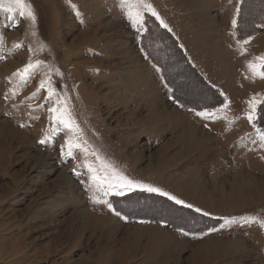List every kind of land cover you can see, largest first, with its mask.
Returning a JSON list of instances; mask_svg holds the SVG:
<instances>
[{
    "label": "rangeland",
    "instance_id": "obj_1",
    "mask_svg": "<svg viewBox=\"0 0 264 264\" xmlns=\"http://www.w3.org/2000/svg\"><path fill=\"white\" fill-rule=\"evenodd\" d=\"M213 1L144 0L139 19L125 0H28L35 20L0 8V264H264V78L238 104L250 130L226 134L201 108L220 99L158 18L192 22L212 80L250 95L214 52L220 25L193 24L216 18ZM263 6L245 2V30ZM65 102L77 128L49 111Z\"/></svg>",
    "mask_w": 264,
    "mask_h": 264
},
{
    "label": "crops",
    "instance_id": "obj_2",
    "mask_svg": "<svg viewBox=\"0 0 264 264\" xmlns=\"http://www.w3.org/2000/svg\"><path fill=\"white\" fill-rule=\"evenodd\" d=\"M214 1L213 5H215L216 8V18L214 19V16H209V14H204L203 17L199 15L197 17L199 22L195 21L193 24H199L200 28L203 27L206 29L208 28L210 21L215 20L220 25L219 30L221 33L218 31L216 35H214L218 37V41L213 45L216 49L214 52H218L220 54L222 47L226 49L232 63L234 64V71L237 72L235 74L236 77L234 78V84L241 88L250 84H255L252 87H257V90L252 91L250 95H233V91L223 89V85L212 80L214 77L213 68L211 69L208 67L209 62H206V60L201 57L197 51H195L193 44L190 42V39L193 41L191 35L188 34L189 31L194 30V27H191L192 22L188 24L189 28H185L186 26L177 27L175 24L169 25L167 19L161 17L160 15H158V18L162 27L167 29V31L176 40L178 46L185 54L189 64L201 76L207 86L215 92L217 99H220L219 103L217 102L211 106H202L201 108H204V110H211L212 114H219L218 117L221 118L220 123L223 125V128L227 130L226 134L230 135L231 133H235L236 135H239L243 129L247 128L246 130H250L252 125L249 123V116H246V119L242 114L243 112L238 110V104L241 103V106H243L242 104H248L253 100L255 103L261 98L258 88L259 84H257L260 78H253V74L248 68V62L253 61L255 57L264 55V25L258 32L241 37L238 34L237 29L243 0H219V2L216 3ZM200 19H203V21ZM219 34H223V41H220L221 38H219ZM203 36L205 37L206 35L203 34ZM220 42H223V44ZM227 103H231L232 107L235 106L236 109L234 110L231 108L232 110L230 109V111L222 110L226 107ZM201 108L195 107L193 109L200 110ZM216 109H220V111Z\"/></svg>",
    "mask_w": 264,
    "mask_h": 264
},
{
    "label": "snow or ice",
    "instance_id": "obj_3",
    "mask_svg": "<svg viewBox=\"0 0 264 264\" xmlns=\"http://www.w3.org/2000/svg\"><path fill=\"white\" fill-rule=\"evenodd\" d=\"M125 2L128 4L130 8H132L135 11L137 18L139 19L140 12L138 9L142 4H144V0H125ZM146 6L154 12V9H151V5H146ZM0 8H3L9 12L19 11V14L21 16L30 17L32 20L36 19L32 5L30 4V2H28V0H7V2L6 0H0ZM41 63L43 62L36 61L35 64H32V63L27 64L23 69L22 75L28 74L30 70L34 69ZM248 68L252 72L253 78H264V55L260 57H255L253 61H249ZM40 87L41 88L45 87V81H41ZM48 93H49V96L51 97L55 93V90L51 86H49ZM57 103L58 105L60 104L59 101ZM249 103L254 105V100L250 101ZM49 111L54 114L53 119L58 124H62L64 127L68 129H73V128L78 127V125L75 124L73 118L71 117V113L69 109L67 108L66 102L64 103L62 107H53L49 109ZM201 114L204 115V113H201ZM249 119L250 120L253 119V116L251 115V113L249 114ZM68 147L69 149L73 147L81 148L82 145L80 143H73L71 140H69ZM84 150L87 151V149H84ZM88 166L89 168H91V165H88ZM93 172H95V169H93ZM93 178L95 180L102 181L104 183H110L109 181L102 180V178L98 175H94ZM117 182L121 188L126 187L128 189H131L134 186H139V185H135L133 181L127 179L126 177H118ZM144 187H148L149 191H159V189L152 188L150 186H144ZM164 194L168 195V193H164ZM173 199H175V197H173ZM178 202L183 203V201H178ZM259 223L261 224V226H264V220H260Z\"/></svg>",
    "mask_w": 264,
    "mask_h": 264
},
{
    "label": "trees",
    "instance_id": "obj_4",
    "mask_svg": "<svg viewBox=\"0 0 264 264\" xmlns=\"http://www.w3.org/2000/svg\"><path fill=\"white\" fill-rule=\"evenodd\" d=\"M247 0H243V3H242V5H241V10H240V16H239V22H238V29H237V31H238V34L242 37V36H248V35H251V34H254V33H256V32H258L259 30H260V25L259 24H262L263 22H264V6H263V9H262V12L260 11V13H261V15H260V17H256L255 18V20H253V22H252V25H251V27H250V29H247V30H245L244 29V24H243V22L241 21V12H242V8L244 7V4H245V2H246ZM259 23V24H258ZM164 33H165V30L164 29H162V28H160ZM167 31V30H166ZM168 32V31H167ZM169 33V32H168ZM170 34V33H169ZM171 35V34H170ZM172 36V35H171ZM173 38V37H172ZM173 41L175 42V45H176V47H177V52L179 53V55H181L182 57H184L185 56V54L183 53V51L180 49V47L178 46V43L176 42V40L173 38ZM184 62H186L187 63V65H188V67H192L190 64H189V62L187 61V58H186V56H185V59L183 60ZM261 113H262V111H261V107H259V109H258V117H260V115H261ZM256 124H258L257 122H256ZM258 126H260L261 128H263L264 129V126L263 125H258Z\"/></svg>",
    "mask_w": 264,
    "mask_h": 264
},
{
    "label": "bare ground",
    "instance_id": "obj_5",
    "mask_svg": "<svg viewBox=\"0 0 264 264\" xmlns=\"http://www.w3.org/2000/svg\"><path fill=\"white\" fill-rule=\"evenodd\" d=\"M83 33H84V32H83ZM87 33H88V32H87ZM190 133H191V132H190ZM190 133H189V136H188V137H189V140H186V141H188V142L190 143V146H191V142L194 144V145L192 144L194 147H196V146L198 147L199 145H201V143H199V142H202V141H200V140H198V141H190V135H192V134H190ZM192 148H193V147H192ZM247 182H249V181H247ZM247 182H246V183H247ZM241 183H243V182H241ZM246 183H245V184H246ZM249 183H250V182H249ZM251 184H252V183H251ZM238 185H239V184H238ZM243 185H244V183H243ZM243 185H242V186H243ZM254 185H255V184H254ZM239 186H240V185H239ZM242 186H240V187H242ZM250 186H251V185H250ZM235 187H236V186H235ZM247 187H248V186H247ZM255 187H258V186H255ZM237 188H238V186H237ZM248 188H249V187H248ZM252 188H254V187H252ZM237 191H239V190L237 189Z\"/></svg>",
    "mask_w": 264,
    "mask_h": 264
}]
</instances>
